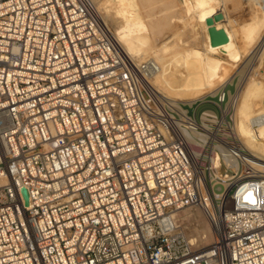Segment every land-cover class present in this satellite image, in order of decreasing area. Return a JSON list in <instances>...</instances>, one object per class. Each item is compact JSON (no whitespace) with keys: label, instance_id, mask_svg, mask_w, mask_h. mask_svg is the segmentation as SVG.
I'll list each match as a JSON object with an SVG mask.
<instances>
[{"label":"built area","instance_id":"2783aa9c","mask_svg":"<svg viewBox=\"0 0 264 264\" xmlns=\"http://www.w3.org/2000/svg\"><path fill=\"white\" fill-rule=\"evenodd\" d=\"M155 70L92 0H0V264H264V168L228 124L182 123ZM201 201L204 247L174 217Z\"/></svg>","mask_w":264,"mask_h":264},{"label":"bare ground","instance_id":"6f19581e","mask_svg":"<svg viewBox=\"0 0 264 264\" xmlns=\"http://www.w3.org/2000/svg\"><path fill=\"white\" fill-rule=\"evenodd\" d=\"M93 1H94V4L95 3L97 4V7H96L97 10L98 9L102 10V9H106L107 3L112 1V0H102L101 3H98L99 0L98 1L93 0ZM113 1H115L114 3L116 4L114 11L118 15L122 16V21L119 24L120 28L116 29L114 33L112 31L111 32H112L113 37L115 38L116 42L119 44L120 48L127 55V57L131 61H133L135 64H138L137 63L138 61L144 60L141 57L146 55V53H148V52H144L141 48V47H143V45H146L144 43H145V40L147 39V37H145L142 33V30L144 29V24H143V21L141 19V16L139 13H137L136 9L134 8V5H135L134 3L136 2V0H113ZM187 1H189L192 4L193 11H194L193 17L195 18V20L197 22H199V24L202 25V28L205 32V43H204L205 46L203 45L204 47H203L202 51H200L198 49H194L193 51L191 50V51L187 52L186 55H183V54L181 55V53H180L181 56L178 58L177 55H175L176 54L175 51L172 50V52L175 53L173 56H171L172 52L170 54V56L173 58V60H171L172 58L170 57L171 61H169L167 64H164L163 62H161V63L158 62V59H160L159 55L152 53V51L154 52L155 49L149 48L152 50L151 52L149 51L150 53H152L151 55L150 54L149 55L156 62V70L150 77H147L146 83L150 87H152L157 93H159L161 96H164L166 98L168 96H165L162 93H172V94L177 93L180 98H188V100L194 99L195 97L197 98V96L204 93L203 92L204 89H206L208 86H210V84H212V80L210 83L211 78L213 79L214 76H217L219 73H221L223 70H225L226 67H228L230 65L231 66L235 65L234 62L241 63L240 59L242 58L241 57L242 52L240 50V43H241L240 41L242 40V42H243V39H244V41L246 40V43L248 41L251 43V41H253L257 37H260L262 34V31H263L262 22H259L258 19L257 20L255 19V20H251L247 24L243 25V30H242L243 32L240 31V33H242L243 37L239 36L238 31L240 29L236 30V28H235V27H237V22L235 19H233V18L231 19L230 17H228V11L229 10L226 7V4L228 3V1H234L233 4L237 7L238 4L236 3L237 2L236 0H187ZM96 4H95V6H96ZM229 4H228V6H229ZM250 4H251L250 10L252 9V12H255L256 14L258 13L256 8H259V10H258L259 12L261 10L262 11L264 10V0H252V2L250 1ZM229 8H230V6H229ZM103 11L105 12V10H103ZM236 11L237 10L235 9L234 13ZM217 13H221L222 18L218 21H214L213 26H215L216 28H223L224 29V31L226 32V34L228 36V42L224 43L222 45H219V46H212L210 44V41H209V36H208V32H207V28L209 26L206 25V19L213 17ZM263 13L261 15H264ZM100 17H101L102 21L104 22L105 21L104 15H100ZM165 37H166V35H165ZM240 37H242L243 39H241ZM169 38H171V36ZM162 41H163V39H162ZM259 41L261 42L260 48L261 47L263 48L264 37H261ZM163 42H165L164 44H167L166 41H163ZM173 44H171V45L173 46ZM158 46H160V45H158ZM163 46H165V45H162V47ZM136 49L139 52H135ZM166 49L167 48L165 47V50ZM157 50H161V47H160V49H157ZM245 50H246V48H245ZM185 51H186V49H185ZM160 52H164V51H160ZM177 52H179V51H177ZM156 56L159 58H157ZM199 59H201V64L198 61ZM177 65L181 66V69L183 72V78L180 81H178V79H177L178 83L176 84L173 82V79L175 78L173 70H174V67H176ZM237 65H238V63H237ZM229 75H230V73H229ZM219 79H220V77H219ZM254 81H256V80H254ZM254 81L250 82L248 84L249 89L247 88L248 90L244 94V95H246V94L247 95L245 96L246 99H245V104H244V108L242 111V115L240 116L239 119L235 120V123L233 125V130H234V135H236L238 138L241 139V142H242L241 147L243 149H245V153H240V155L242 157V160L245 161L244 162L245 165H249V166H247V169H249L250 172H259V170H263V168H264V91L263 92L259 91L261 89L262 90L264 89L263 88L264 85L260 82H254ZM220 84H218L216 86V88L218 86H220ZM221 88H222V86H221ZM228 91H229V89H228ZM206 92L204 93V95L206 94ZM209 93H211V92H209ZM168 99L171 100V98H168ZM231 163L232 164H231L230 169H233V166H235V170H236V168H237L236 162L234 163V161L232 160ZM219 169H220V167H219ZM222 174H223L221 177L222 184L225 187L226 186L229 187L232 184V180H233L232 179L233 178L232 172L229 171V173L226 175H224V173H222ZM213 179H215V178H213ZM207 199H209V198H207ZM208 214H209V212H207V206H206L205 202L201 201V204H199L198 206L186 207V208L184 207V209L177 210L176 212H174V217L175 218L178 217L179 219H177V220H179V221H180V219H181V221L184 219L186 221L191 220V221L196 222V221H203L201 217L205 216L203 218H207L210 222V218H209L210 216ZM183 221L181 223H183ZM187 224H189L188 221H187ZM192 225H193V223H192ZM203 225H204V227H203ZM203 225L201 227H198V223H197V225H193L191 228V230H192L191 234L194 232L195 238H191V236L193 234L189 237V238H191L190 239L191 241L195 240V242L197 244H199V246L201 244H203L204 246L211 244V242L214 238V229L211 226V224L208 223L206 225L204 223ZM188 231L190 233V230H188Z\"/></svg>","mask_w":264,"mask_h":264},{"label":"rangeland","instance_id":"374dc122","mask_svg":"<svg viewBox=\"0 0 264 264\" xmlns=\"http://www.w3.org/2000/svg\"><path fill=\"white\" fill-rule=\"evenodd\" d=\"M236 1H237L236 3L238 4V5L236 4L238 8L233 4L234 1H228V3L226 4V7L229 10V11L227 10L228 17H230L231 19L232 18L235 19L237 22V27L235 28L236 30L240 29L238 31L239 36H242V33H240V31L243 32L242 31L243 25L247 24L251 20L258 19L259 22H262L263 24V31H262L261 36L251 41V43L247 40L248 41L247 43L248 44L250 43L249 45L246 43V40L244 41V39L242 38L243 36L240 37L241 39H243V42L242 40L240 41L241 42L240 50L242 52L241 57L243 58V59L242 58L240 59L241 63L234 62V64L237 67L235 65H232V66L230 65L226 67L225 70H223L217 76H214V78L216 77L215 79L211 78L210 83L212 80V84H210V86H208L206 89L203 90L204 93L207 91L205 95L204 93H202L203 95L201 94L197 96V98L195 97L194 99L188 100V98H180L177 93H173V94L172 93H162V94H164L165 96H168L167 98H171L173 102L176 101L181 104V107L185 110L184 115L182 116V123H185L184 121H187L188 118L191 117L192 112H193V115L198 124H228L229 126V128L227 129L228 134L231 137L238 139L240 141V144H242L241 139L238 138L236 135H234L233 125L235 123V120L239 119L240 116L242 115V111H243L245 99H246L245 96L247 95V94L246 95L244 94L249 89L248 84L250 82H253L254 80H256L254 82H260L264 85V43H263V48L262 47L260 48L261 42L259 41L261 37H264V15H261L264 12V10L263 11L261 10L259 12L258 11L259 8H256L258 12L256 14L255 12H252V9L250 10L251 8L250 1L252 2V0H244V1L236 0ZM101 2L102 0L98 1V3H101ZM114 2L115 1L113 0L108 2L106 9H102V10L98 9L99 14L104 15V18H105L104 22L107 24L108 28L113 33L115 32L116 29L120 28L119 24L122 21V16L118 15L114 11L115 5H116ZM134 4H135L134 8L136 9L137 13L140 14L141 19L144 24V29L142 30V33L145 37H147L144 43L146 45H143V47L141 48L144 52H148V53L142 56L141 57L142 59L144 60L147 58L152 59L150 55L152 53H155L156 55L160 56V59H158L159 63L163 62L164 64H167L169 61L173 60L171 56H173L175 53H176L175 55H177V57L179 58L182 54L186 55L187 52L191 50L193 51L194 49H198L202 51L203 47L205 46L204 44L205 43V32L202 28V25L199 24V22H197L195 18L193 17L194 11H193L192 4L189 1L187 0H136ZM96 7H97V4H96ZM235 9L237 11L234 13ZM103 10H105V12ZM165 20L166 21L168 20V21L166 22ZM170 36L172 39L169 38ZM162 39L163 41H166L167 44H164L165 42H163ZM171 44H173V46ZM162 45H165V46L162 47ZM160 47H161V50H157V49H160ZM165 47L167 48L166 50H165ZM149 48L155 49V51L153 52ZM172 50L175 51V53L172 52ZM149 51L150 52L152 51V53H150ZM160 51H164V52H160ZM135 52H139V51H137L136 49ZM141 61H138V62H141ZM198 61L201 64V59H199ZM173 73L175 75L173 82L177 84L178 81L182 80L183 78V72H182L181 66L177 65L176 67H174ZM229 73L231 76L229 75ZM218 84H220V86L216 88ZM259 91L263 92L264 89L263 90L261 89ZM233 169H232L233 171H231L232 174L235 172V166H233ZM220 170H222V168H220ZM213 178L215 177L213 176ZM213 178L210 177V181H209V177L207 176L208 188H209V192L212 198L211 201L210 199H207V200L208 202L215 204V198H216L215 196L221 194L224 190H228L230 186L225 187L222 183H220L221 182L220 180L218 181L217 178L216 180ZM205 204L207 206V203ZM181 209H184V208H181ZM207 212H209L208 208H207ZM203 217L205 216L201 217L203 221L195 222V221L187 220L189 224H187V221L184 219H183L184 221L182 220L183 223H181L182 222L181 219H180L181 221L180 222L179 220H177L179 219L178 217L175 218L178 229L183 234H185V236L187 237L190 243L192 242L191 244L196 245L198 247H204V245L201 244L199 246V244H197L195 240L194 241L190 240L191 238H195L194 232L192 233L193 235L191 234V231H192L191 228L193 225H197V223H198V227H201L204 223L206 225L210 223L207 218H203ZM191 222L193 223V225ZM188 230H190V233ZM190 236L191 238H189Z\"/></svg>","mask_w":264,"mask_h":264},{"label":"water","instance_id":"95a60500","mask_svg":"<svg viewBox=\"0 0 264 264\" xmlns=\"http://www.w3.org/2000/svg\"><path fill=\"white\" fill-rule=\"evenodd\" d=\"M222 18L221 13L215 14L213 17L206 19V25L209 27L207 28L209 41L212 46H219L224 43L228 42V36L223 28H216L213 26L214 21H218Z\"/></svg>","mask_w":264,"mask_h":264}]
</instances>
